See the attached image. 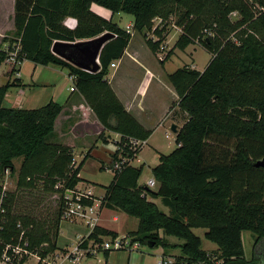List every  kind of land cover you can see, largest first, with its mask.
Segmentation results:
<instances>
[{
	"label": "trees",
	"instance_id": "1",
	"mask_svg": "<svg viewBox=\"0 0 264 264\" xmlns=\"http://www.w3.org/2000/svg\"><path fill=\"white\" fill-rule=\"evenodd\" d=\"M92 5L113 15H130L132 31L143 35L153 54L159 41L148 40L146 33L159 38L168 24L162 30L154 20L174 17L181 31L175 48L185 51L199 43L213 55L203 72L184 66L167 76L187 119L176 131L177 148L160 155L152 169L157 190L138 185L142 167L124 165L113 172L101 206L138 220L131 233L133 243L161 248L163 258L178 249L174 264H215L193 233L197 229L206 231L204 238L217 247L214 254L222 264H257L256 256L245 257L242 233L255 235V246L264 250V165L256 166L264 164V0H14L10 48L18 45L22 61L67 69L72 92L102 127L99 139L104 143L106 133L117 134L122 146L128 139L146 141L151 135L125 110L108 83L110 65L122 58L133 33L94 14ZM233 13L238 15L235 21L230 18ZM67 18L76 20L74 29L64 26ZM105 33L112 38L100 52L95 73L52 52L55 42L76 43ZM231 35L238 43L230 40ZM6 57L0 47V67ZM12 87H20V78L0 87V171L15 173L14 161L20 160L17 186L32 187L42 181L47 191L60 195L61 217L65 193L82 181L83 166L81 162L75 167L71 147L52 140L63 106L50 101L33 110L11 108L5 97ZM124 153L132 156L128 147ZM149 199H159L169 214ZM81 204L93 202L82 199ZM3 208L0 258L5 245L18 242V225L25 231L28 249L40 258L59 250L57 232L51 236L34 218L14 214L9 199ZM104 237L118 235L96 225L83 248L91 241L101 243ZM109 254L105 252V258ZM25 262L24 258L19 264Z\"/></svg>",
	"mask_w": 264,
	"mask_h": 264
},
{
	"label": "rangeland",
	"instance_id": "2",
	"mask_svg": "<svg viewBox=\"0 0 264 264\" xmlns=\"http://www.w3.org/2000/svg\"><path fill=\"white\" fill-rule=\"evenodd\" d=\"M11 11V1L10 0H0V47H4L5 44L9 42L12 37L11 23L8 21V16ZM116 15V14H115ZM232 21L238 18L237 13H233L230 16ZM160 20V21H159ZM120 29L127 31V26H132L133 20L130 15L120 14L118 18L113 20ZM161 23V24H160ZM168 24L161 36L158 38L156 35L153 36L152 33H146V38L151 41H159V49L153 54L148 46L143 35L132 31L133 36L138 40L142 41L146 45V51L149 55V59L152 60L153 67L160 69L164 75L172 74L178 68L190 67L196 69L199 72H203L211 61L213 55L205 50V48L199 44L195 43L187 47L185 51H180L175 48L176 40L181 33L180 29L175 25V18L171 17L168 21H161V19H156L154 26L163 30L162 25ZM230 40L238 43L234 35H231ZM5 41V42H4ZM172 53L171 57L167 59V55ZM117 65V64H116ZM125 65L126 62H125ZM126 68V66H124ZM122 68V69H124ZM10 67L8 64L3 63L0 67V87L4 86L8 82H13L16 77L14 75L8 76L4 75L5 71H9ZM110 71V69H109ZM140 72V71H137ZM69 71L67 69H61L54 65L49 66H36L34 69V64L25 61L21 66L20 71V81L24 85L20 87H12L7 93L8 101L18 103L21 109L33 110L42 108L47 105L50 101H55L56 103L62 105L68 96L72 93L70 88L74 87L73 82L68 78ZM32 75L35 78L36 83L31 82ZM138 76V74H134ZM166 94H161L153 102V109L157 115L160 103L164 101ZM6 99V97H5ZM13 103V104H14ZM5 104L11 108V104H8L5 100ZM18 109V108H17ZM59 125L57 129H59ZM168 132L169 138L165 137V132ZM66 138V137H65ZM119 139V137H118ZM117 139V140H118ZM53 140V139H52ZM115 142V141H114ZM82 144V146L80 145ZM86 146L83 145V140L81 142H76V147L73 149L74 164H80L88 153V157L83 163L80 173H82V181L77 185L80 191L91 190L93 192V206L95 210H104L103 215L99 217L97 225H103L109 230L116 231L118 237L121 240H129V244L133 245L131 239V233L136 231L138 226V220L133 217H129L122 212H118L116 215L112 210L108 211L101 206L100 199L105 193V187H107L113 179V173L111 171H106L110 169L113 164V153L109 150L106 154H102L101 148L105 146L101 140L93 141L91 138L85 142ZM113 143V140L111 141ZM108 144V141L105 143ZM152 146V147H151ZM177 148L175 143V135L173 131L168 129L158 130L151 137L150 142L142 147V152L138 155V160L132 163L137 167H142V175L138 180L139 186H144L148 179H152V169L158 164V154L167 156L171 154ZM105 155V157L103 156ZM100 161L103 163V170L99 168ZM16 170L20 166V160L14 161ZM11 173L9 170L0 171V199H3V204L5 200H10V206L12 212L16 215L28 216L39 221L44 228L47 230L49 235L53 236L54 233L57 234V247L59 250H64L69 247L71 249L74 247L76 242L83 236H85L90 227L86 225L85 221H73L67 222L59 216V209L61 205V198L55 192H50L46 190L44 183L42 181H37L32 187L20 188L17 186L18 173ZM79 173V175H80ZM157 189V187H156ZM154 191L153 189H150ZM66 197V194L65 196ZM151 200V199H149ZM158 208L166 215L169 214L168 208L163 206L159 199L153 201ZM107 210V211H106ZM64 211V205L62 212ZM5 213V209H4ZM113 217H117V221L113 222ZM4 218V217H3ZM61 218V219H60ZM60 219V220H58ZM59 221V222H58ZM58 222V225H56ZM206 231L203 229L193 230V233L201 239L202 249L209 255V257L214 260L215 264L219 262L215 256V251L217 247L208 242L204 238V233ZM172 244H177V240L173 238H168ZM243 246L245 251V257L251 260L256 256L259 258L257 264H264V250L260 246H255L256 236L250 232L242 233ZM139 244V243H138ZM138 250H120L111 252L107 258L103 255L98 257L103 261V264H156L163 254L161 248L154 249L150 248L148 245L140 246ZM179 256V250H169L166 259H169L172 263L176 261ZM89 264H96L94 261H88ZM24 264H36V260L30 258L26 260Z\"/></svg>",
	"mask_w": 264,
	"mask_h": 264
},
{
	"label": "crops",
	"instance_id": "3",
	"mask_svg": "<svg viewBox=\"0 0 264 264\" xmlns=\"http://www.w3.org/2000/svg\"><path fill=\"white\" fill-rule=\"evenodd\" d=\"M10 1L11 13L8 16V21L11 23V29H8V31H14V0ZM91 11L104 20L112 22L120 15H113L111 12L96 5L91 6ZM63 24L69 29H74L76 27V20L67 18ZM146 48V45L142 41L138 40L135 36H132L122 58L115 62L117 64L116 67L110 68V75L108 77L109 85L119 101L123 104L125 110L131 114L145 130L151 132L150 137L145 141V145L150 142L151 137L158 130L171 129L172 126H175L178 131L187 119L186 115L178 108V97L172 86L169 84L167 75H164L160 69L153 67L152 60L149 59ZM125 62L127 65H125ZM36 66L37 65H34V69H36ZM124 66H126V68H124ZM134 74H138V76H134ZM4 75L8 76V79L10 70L5 71ZM68 78L70 79L69 74ZM31 82L36 83L33 75ZM20 85H24V83L20 81ZM71 93L72 94L63 102L64 104H62L63 111L55 125V137L53 138V141L74 149L76 147V142H81V140H83L84 146H86L85 142L88 138H91L93 141H99V135L103 130L91 110L84 103L83 99L76 93ZM161 94H166V98L160 103L159 111L156 115L153 109V100L155 99L157 103L158 100L156 98ZM7 98L8 97L6 96L5 100L8 104H11L12 107L21 109L20 106H18L19 102L16 104L11 102V100L8 101L9 99ZM58 125L60 128L56 129ZM166 135H169L167 131L165 132V137ZM174 135L176 136V132ZM106 137L108 144H105L106 142L101 143L105 146L104 149L101 148L102 154H106L109 150L112 152L113 146L111 141H117L119 136L117 134L106 133ZM80 145L82 146L81 143ZM86 154L87 155L82 161L83 163L90 155H88V153ZM160 155L161 154H158L157 157L158 164ZM103 156L105 157V155ZM108 156L109 155L106 154L107 158ZM102 163L103 162L100 161L99 168L101 169H103L104 166ZM77 166L78 164L75 165V167ZM79 177L82 179V173H80ZM156 190L157 189L155 188L154 191ZM150 201L153 202L156 201V199H151ZM103 212L100 209L99 217L103 215ZM113 213L116 215L118 214L116 211H113ZM115 221H117V217H113V222ZM98 226L105 228L103 225ZM114 232L117 233L116 231Z\"/></svg>",
	"mask_w": 264,
	"mask_h": 264
},
{
	"label": "built area",
	"instance_id": "4",
	"mask_svg": "<svg viewBox=\"0 0 264 264\" xmlns=\"http://www.w3.org/2000/svg\"><path fill=\"white\" fill-rule=\"evenodd\" d=\"M156 20H154L155 22ZM160 21V20H159ZM162 21V20H161ZM161 24V23H160ZM127 30L132 31L131 26H127ZM7 52V57L5 59L6 64L10 67V73L16 78H20L21 66L25 61L19 58V47L18 45L10 48L9 43L2 47ZM116 63L113 62L110 68H115ZM72 81V78H70ZM70 91H74L73 88ZM169 138V135H166ZM120 136L119 139L112 143L113 146V156L117 155V160H115L111 168L106 169V171L120 170L124 165L132 166L134 161L139 162L138 155L145 145V141H140L136 139H128V143H124L120 146ZM128 147V150L132 153V156L124 153V149ZM134 166V165H133ZM145 186L148 189H155L157 187V182L154 178L146 181ZM66 197H64V211L62 212V219L67 222L73 221H85L86 225L90 227L88 233L81 237L74 247L64 250H57L52 254L47 255L45 258H40L37 252L30 251L28 249V242L24 240V230L20 225L17 228L21 229L19 240L16 244L5 245L2 250L0 264H19L24 258L26 260L33 258L36 260V264H89L88 261H94L96 264H103V261L98 257L99 255L105 254V252H113L120 250L136 251L139 247L138 243L133 245L129 244V240H121L119 237L114 239L109 237L102 238L101 243H95L91 241L88 243L87 247L83 248L85 240L88 238L93 228L98 224L99 221V211L95 210L93 205L85 206L81 204L82 199L93 198V192L91 190L80 191L77 187L73 191L66 192ZM4 214L3 199H0V222L2 220V215ZM105 257V256H104ZM156 264H174L169 259L161 257V259L156 262ZM219 264V262L217 263Z\"/></svg>",
	"mask_w": 264,
	"mask_h": 264
},
{
	"label": "water",
	"instance_id": "5",
	"mask_svg": "<svg viewBox=\"0 0 264 264\" xmlns=\"http://www.w3.org/2000/svg\"><path fill=\"white\" fill-rule=\"evenodd\" d=\"M112 38V35L105 33L100 37L78 41L76 43L55 42L52 47V52L59 58L67 61L73 66L95 73L99 70V55L104 45ZM175 133L177 131L175 126L171 127ZM263 163H257L256 166H263ZM152 248V245H148Z\"/></svg>",
	"mask_w": 264,
	"mask_h": 264
}]
</instances>
